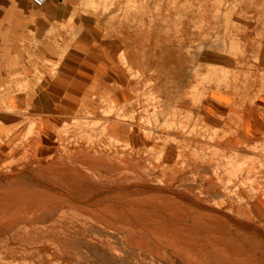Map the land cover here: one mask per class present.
I'll return each instance as SVG.
<instances>
[{"label": "rangeland", "instance_id": "1", "mask_svg": "<svg viewBox=\"0 0 264 264\" xmlns=\"http://www.w3.org/2000/svg\"><path fill=\"white\" fill-rule=\"evenodd\" d=\"M0 264H264V0H0Z\"/></svg>", "mask_w": 264, "mask_h": 264}, {"label": "built area", "instance_id": "2", "mask_svg": "<svg viewBox=\"0 0 264 264\" xmlns=\"http://www.w3.org/2000/svg\"><path fill=\"white\" fill-rule=\"evenodd\" d=\"M33 2L37 6H42L45 4V0H33Z\"/></svg>", "mask_w": 264, "mask_h": 264}]
</instances>
